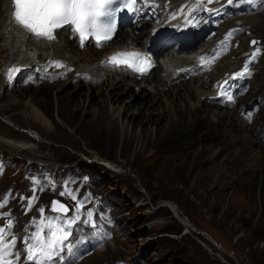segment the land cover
Masks as SVG:
<instances>
[{
  "label": "rangeland",
  "instance_id": "374dc122",
  "mask_svg": "<svg viewBox=\"0 0 264 264\" xmlns=\"http://www.w3.org/2000/svg\"><path fill=\"white\" fill-rule=\"evenodd\" d=\"M257 18L264 22V13ZM140 29L148 33L150 25L138 28L137 35ZM261 30L262 37H252L264 40ZM126 31L129 28L121 27L109 43L122 40ZM260 61L245 101L264 93V54ZM85 82L81 80L80 91L86 92ZM133 83V94L122 93L124 100L114 101L115 106L139 118H147V108L153 113L142 132L135 124V141L125 143L118 132L121 121L117 129L108 118L110 104L100 110L97 96L92 99L97 104L78 95L56 100V83L25 89L15 83L1 92L0 135L35 150L29 155L0 143V192L9 185L25 192L23 199L9 204L16 225L21 230L25 216L37 206L47 212L54 195L73 209L72 196L81 198L89 188L102 204L113 206L121 233L80 264L116 259L130 264H264V138L255 144L264 135V116L245 124L234 109L220 119L216 109L207 114L205 107L169 118L166 97L152 87L149 93L141 92ZM26 163L37 174L23 178ZM32 197V207L26 210Z\"/></svg>",
  "mask_w": 264,
  "mask_h": 264
},
{
  "label": "bare ground",
  "instance_id": "6f19581e",
  "mask_svg": "<svg viewBox=\"0 0 264 264\" xmlns=\"http://www.w3.org/2000/svg\"><path fill=\"white\" fill-rule=\"evenodd\" d=\"M170 1L172 4H174L179 0H170ZM1 2L2 3H0V94L4 89L13 86L12 84H9L8 78L5 75L6 67L8 64L16 62L28 66L29 64L32 63L34 59L45 58L48 55H51L56 57H64L68 60H71L73 64H75L78 68L88 69L96 77H102V80L99 83L93 82L92 80L86 81L84 83L86 87L85 88L86 92L80 91L83 85L81 83V80L80 79L73 80L72 78H67L61 81L53 82L56 83L53 92L56 95L55 96L56 100H58L59 98L71 99V97L75 95H78L79 97L85 96L87 100L92 103L94 102L96 103V100H99L100 102L98 105L100 110H103L104 108L106 109L107 107L106 104L109 103L110 107L109 109H107L108 118L114 121V123H116L117 129H118V123L119 121H121L122 127L121 129H118V132L119 134H121L123 143H125L124 141L126 140L135 141V135L132 133L135 124L136 123L140 124L138 126H139V130L142 132L143 128L146 126V123L149 122L151 114L153 113L150 112L151 109L149 110L146 107L147 111L145 110L146 114L144 116H147V118L146 117L139 118L134 113L124 114L123 112H125L126 108L121 109L120 106L117 105L115 106L114 101L118 102L120 99H123L121 97L122 93L129 91V94L131 95L133 94V91L131 90L132 84H134L133 81H135V84L139 85V90L141 92L146 93L148 92L147 90L148 87H152L155 89L156 91L155 93H158L163 97H166L164 98L165 99L164 103L166 108L165 112L167 114V117L169 118H173L174 116H177L179 113L196 114L198 110L204 109L206 107L207 111L204 113L207 114L211 113L212 109L210 108L216 109L215 110L216 117L221 119V118H228L229 114L226 112V110L232 111L231 109H233V108L223 109L222 107L215 105L213 102L207 99L206 94L211 92L209 89L210 82H208V80H206V78L202 76H194V77H189L187 79H181L177 83L171 81L173 68L191 59L193 56L192 50L175 51L172 49L173 45H171L169 48L165 50L164 53L161 54V57L158 60L159 63L155 68L157 70L155 69H154L155 71L151 70L147 75L141 78L130 76L125 70H118L109 66L99 65L100 58L106 57L108 53L118 48H123V47L126 48L129 44L137 45L142 48H147V45L151 41V36H152L151 30L152 27L155 26V24L150 25V29L148 30V33H145L144 30L141 31L140 29L139 31L140 33L138 35L137 33L134 32L135 29L138 27L132 25L130 31L124 32L125 36L122 37V40L113 43L108 42L105 46L99 49H97L94 46H90L88 44L83 48H79L77 44L67 36L64 30H59L56 32L58 38L57 40L54 41H44V40L35 41L30 37H27L25 34L21 33V31L18 29L17 26L10 24V20H8V9H9L10 0H1ZM146 22L147 21H143L142 25L139 28L143 27L146 24ZM245 23H249L251 25L252 32L250 35H245V34L243 35L241 39V47L239 51L251 47L249 43L252 36L255 37L263 36V30L261 29L264 28V22L258 19L257 15L247 16ZM259 42L263 43L264 40H260ZM210 43L211 42H204L203 45L204 47H206ZM200 47L203 48L202 45ZM233 53H236V51H234ZM230 55L231 54L224 56L219 61V63L217 64L218 72L211 75L213 78L225 70H232L236 67L235 59L233 60L229 59ZM88 57L90 58L89 60L86 59ZM32 85L33 84H28L24 86L23 89L31 87ZM39 88L40 86H37V90ZM20 89H22V86H20ZM100 93L105 94L104 98L103 97L101 98ZM173 94L175 97H172ZM95 97L96 100H92ZM184 97L185 100L183 101ZM169 98H171V100ZM181 101H183V103H180ZM208 106H212V107L208 108ZM138 111L139 109L137 110V112ZM220 112H224V113H220ZM261 112H263L262 115L260 114ZM257 114H260V117H263L264 109L260 108ZM102 117L103 116H101V118ZM232 118H233L232 116L229 117V119L231 120ZM245 124H247V122ZM245 124H243L242 126H244ZM261 124H264V121L261 122ZM263 126L264 125H262L261 127ZM261 127H260V131H262ZM260 141L261 140L257 138L255 144H257L258 142L260 143ZM0 143L6 146H10L13 149L20 150L29 155L35 154V150L31 146H27L24 143H17L15 141L6 139L1 135H0ZM36 181L40 182L39 180ZM38 185L40 184L38 183ZM83 218L86 217L85 214L82 212V219ZM87 226L88 225L80 224L73 232L70 243L74 246V248L78 245V243L83 242L84 237L86 235ZM46 232L47 231L45 230V233ZM112 241H115V239H112L111 242ZM110 243L106 244V246L109 245ZM100 251L101 250H97L96 252H100ZM113 252L115 253V251ZM83 253H84V248L82 247L79 250V256L82 255ZM94 253L90 254L87 257L82 258L80 263H82L87 258L91 257ZM69 255L70 253L67 250L61 253V256L64 257L63 260L67 259ZM63 260L59 258H54L53 264H59Z\"/></svg>",
  "mask_w": 264,
  "mask_h": 264
},
{
  "label": "snow or ice",
  "instance_id": "6c2138e0",
  "mask_svg": "<svg viewBox=\"0 0 264 264\" xmlns=\"http://www.w3.org/2000/svg\"><path fill=\"white\" fill-rule=\"evenodd\" d=\"M148 6V0H14V19L18 25L24 28L29 34L37 39L54 41L56 31L64 30L78 34L80 45L85 46L86 42L100 46L102 42L110 41L116 31L115 15L121 8L138 12L137 3ZM234 0H227L229 5ZM242 3L256 4L259 0H241ZM213 3V0H194L195 8L198 10L208 9L206 4ZM156 7V5H153ZM215 11V9H213ZM175 18V15H173ZM186 24L192 25V20H186ZM232 33H229L231 35ZM256 45L258 42H251ZM259 49L256 50V53ZM254 53L253 55L255 56ZM201 61L204 56L199 58ZM102 63H104L102 61ZM53 65L61 66L59 61H53ZM107 64L114 68H124L138 74H146L152 67L150 58L144 57L138 52L117 51L107 58ZM6 71H12L7 69ZM19 71V69H16ZM182 71V70H181ZM248 73V65L244 66L241 72L233 74L239 78ZM228 84V81L224 82ZM221 95H224L221 86ZM228 102H233L231 95L227 96ZM250 118V114H249ZM65 195L64 192L60 193ZM23 199V198H22ZM35 197L27 200V209L30 210ZM73 200L77 198L72 196ZM4 203H7L5 198ZM85 201L80 200L73 209L59 201H52L50 215L45 216V209H39L40 219L33 218L29 226L35 230L27 232L22 237L13 234L14 220L9 218L4 226H0V264H21V254L27 264H53L54 258L64 259L61 253L67 250L73 251L74 246L70 243L75 229L80 225L95 227L94 212L86 210V218L82 219V209ZM4 204L0 203V208ZM72 211L74 215L68 216ZM8 212H0V217H10ZM45 229L47 234H45ZM9 237H11L9 239ZM18 240L23 247L16 250ZM15 250V251H14ZM74 264V261L72 262Z\"/></svg>",
  "mask_w": 264,
  "mask_h": 264
},
{
  "label": "water",
  "instance_id": "95a60500",
  "mask_svg": "<svg viewBox=\"0 0 264 264\" xmlns=\"http://www.w3.org/2000/svg\"><path fill=\"white\" fill-rule=\"evenodd\" d=\"M256 41V40H255ZM213 240V239H212Z\"/></svg>",
  "mask_w": 264,
  "mask_h": 264
}]
</instances>
